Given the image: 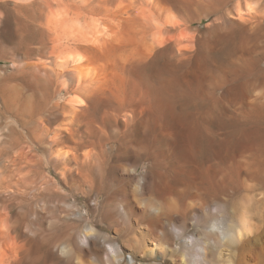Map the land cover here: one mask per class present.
<instances>
[{
  "label": "bare ground",
  "instance_id": "1",
  "mask_svg": "<svg viewBox=\"0 0 264 264\" xmlns=\"http://www.w3.org/2000/svg\"><path fill=\"white\" fill-rule=\"evenodd\" d=\"M169 1L70 0L69 8L41 0L45 54L22 81L34 89L33 81L47 76L45 98L57 100L45 113L62 120L48 131L44 109H35L26 91H0V264L29 263L21 262L30 253L14 240L20 236L12 237L19 218L10 201L40 187L47 168L89 187L84 203L100 225L74 234V247L65 237L63 249L95 264H208V248L189 233L192 219L217 250L262 225L260 205L239 217L228 205L242 189L264 183V87L253 77L264 10L259 0L227 9L216 28L235 47L223 59L215 55L223 41L196 40L177 24L193 6L204 13V4ZM232 215L238 220L227 225ZM123 221L131 236L119 244L124 229L111 235L101 225L114 230ZM126 250L134 253L129 260Z\"/></svg>",
  "mask_w": 264,
  "mask_h": 264
},
{
  "label": "rangeland",
  "instance_id": "2",
  "mask_svg": "<svg viewBox=\"0 0 264 264\" xmlns=\"http://www.w3.org/2000/svg\"><path fill=\"white\" fill-rule=\"evenodd\" d=\"M62 1L64 5H66L65 3L68 5L69 2V8H71L74 3V0H72L70 6V0H66V2L65 0H61V2ZM119 1L120 0H115L116 3ZM238 1L243 0H205V2L203 0L204 3L200 0L201 5H205H203L206 9L204 13L199 12L201 10L193 6L194 8L183 11L182 14L177 13L182 15V17L185 16L182 18L185 19V22L183 20H180V22L177 20V24H180V26H178L183 30L184 34H192L195 36L196 40L205 41L207 37V40L213 39L215 41V39H217L218 43L223 41L221 44H218L221 46L218 52H215V55L218 58H227L231 55V49L235 47V44L230 42V37H226V30H220L216 28V25L223 22L228 13L227 11L233 8ZM259 1V4L262 6L261 9L264 10V0ZM166 3L168 4L170 1L166 0ZM40 4L42 5L41 0H0V91H9L10 85H16L19 91H26L28 96H30L32 106L35 109H44V115H42L43 119L41 120L45 121L43 123L45 128L51 131L59 126L62 118L59 113H55L53 110L48 114L45 113L47 110L51 109V106L55 105L57 100L51 99V97L50 99L45 98L44 88L47 76L41 73L43 75L42 82L40 83V79H35L32 84L34 89L27 90V85L22 81L23 77L32 76L37 70L34 68L35 63H40L38 59H40L41 55L45 54L44 41L40 38L44 28L39 18V10L41 9ZM58 7L61 8L62 5H57V2H54L53 8L59 9ZM186 17L189 20H187ZM104 24L111 25L112 21L106 18ZM213 32L215 34H213ZM219 37H221V39ZM254 49L255 53L253 56L256 61V66L254 71L255 76L253 77L255 80H258L257 85H259L258 90H260L261 87H264V45L260 44L254 46ZM55 110L57 111L58 108L55 107ZM2 121L5 125L6 119L4 118ZM10 148V145H8L6 150ZM47 170V176L43 177L45 180H40V182H46V184L42 183L40 187L38 185L36 186L37 188L17 193L13 197L14 199L12 198L10 201L12 205L10 214H16L15 217L17 219L19 218L17 233H14L12 237L20 236L19 238H14V240L19 239L17 242L23 244L19 243L22 245V250L25 249L26 255L30 253L29 256L22 257L23 260H21V262L24 263L27 260L29 261L28 264H95L89 257L81 255L77 250L72 248L63 249L67 237H69V242L73 246L72 237L74 234L80 235L84 233L85 228L92 223L100 225L96 220V214L99 213L89 211L86 203H84L85 199L90 195L89 187H86L82 183H77L74 180L62 178L61 175H58L59 172L54 169H52V171L47 168ZM252 204L260 205L262 214H264V183L242 189L238 195L232 198L228 208L236 211L239 217V215H241L240 212L244 211L246 207L252 206ZM72 205H76L78 209H81L86 218L80 216L77 209L72 208ZM235 219L236 217L232 215V217L225 220L226 224L233 225L235 221L232 220ZM192 220L189 226V233L193 234L195 232L194 234L202 239V242H204V245L208 248V264H264V218L262 225L256 220L255 224L258 226L261 225L260 228L258 227L252 232H248L241 237L240 241H230V244L228 241H225V244L219 250L215 249L211 243H207V236L204 228L199 222L194 221L196 224L198 223L196 225ZM237 220L238 218L236 221ZM127 224L126 221L116 223L114 224V230H108L105 225H101V227H104L111 235L116 233L117 227L124 229L123 232H121L122 239L119 237L117 238L118 243L122 244V240L129 239L131 236L130 232L127 231ZM39 241L40 245L35 248V253L30 248L31 245ZM53 242H56V244H53ZM174 242H179V240L174 239ZM154 244L148 242L150 246ZM33 252L36 256L32 254ZM125 254L126 260H129L131 258L130 255L134 253L133 251L126 250ZM138 259L142 262L154 261L152 258L138 257ZM5 264H7V262ZM165 264H173V262L168 261Z\"/></svg>",
  "mask_w": 264,
  "mask_h": 264
},
{
  "label": "snow or ice",
  "instance_id": "3",
  "mask_svg": "<svg viewBox=\"0 0 264 264\" xmlns=\"http://www.w3.org/2000/svg\"><path fill=\"white\" fill-rule=\"evenodd\" d=\"M249 7L251 8L252 6H251V5H249Z\"/></svg>",
  "mask_w": 264,
  "mask_h": 264
}]
</instances>
